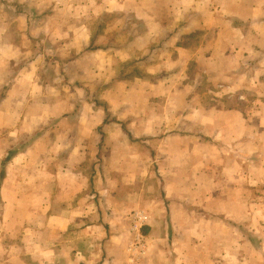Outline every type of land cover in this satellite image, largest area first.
Returning a JSON list of instances; mask_svg holds the SVG:
<instances>
[{
    "label": "crops",
    "instance_id": "obj_1",
    "mask_svg": "<svg viewBox=\"0 0 264 264\" xmlns=\"http://www.w3.org/2000/svg\"><path fill=\"white\" fill-rule=\"evenodd\" d=\"M94 4L121 6L165 31L167 52L210 56L214 107L196 110L197 130L183 113L172 125L179 130L152 143L159 191L142 189L154 174L141 170V127L126 122L141 92L119 93L118 105L102 96L78 118L65 96L56 111L43 92L44 70L64 59L46 61L63 53L61 33L77 35L64 23ZM89 58L59 67L82 71ZM189 64L177 63L182 72L170 80L183 95ZM0 167L3 264H262L264 0H0Z\"/></svg>",
    "mask_w": 264,
    "mask_h": 264
},
{
    "label": "rangeland",
    "instance_id": "obj_2",
    "mask_svg": "<svg viewBox=\"0 0 264 264\" xmlns=\"http://www.w3.org/2000/svg\"><path fill=\"white\" fill-rule=\"evenodd\" d=\"M48 12L52 11L48 10ZM84 13L85 15L81 16L82 20L76 19L75 15H72V20H66L63 27L77 28V35L69 36L68 30L59 34L63 53H58L59 55L56 56L50 55L46 61L49 64H56L57 62L50 59L61 56L64 58L61 65L66 68L69 60L90 55L87 60L88 65L82 71H79L77 67L63 71L58 63L54 69L50 70L47 67L44 72L49 80L44 82L43 92L53 94L52 104L56 111L59 110L56 107L61 106L62 103L59 97L65 96L68 100L66 110L69 108V103L70 108L76 110L71 113L75 118H78V111H81V115L87 112L85 110L90 109L88 103H96L95 108L103 105L102 96L112 102L116 100L117 103L114 102V104L118 105L120 103L118 99L121 98L119 93L141 92L143 94L141 108L137 116L134 115L133 110L125 112L126 115H129L128 117L133 118L130 121L126 119V122L130 126L135 127L134 125L137 123L136 125L141 127V134H136L138 135L137 140L142 144L141 170L142 173L154 174L153 177L141 182L142 189L148 192L159 191L162 189V185L160 179H157L155 175V172L158 173L157 165L151 161L152 157H156V151L153 148L155 144L152 143L155 138L159 139L164 133H175L179 130L176 125H172L178 124L177 127H180V116L183 113L184 116L190 118V131L197 130L194 119L196 110L201 107H214L217 90L208 81L209 70L206 69L210 56L208 54L201 56L202 54L195 52L189 54L178 51L167 52L166 49L168 51L171 49L166 46V32L155 33L157 31L147 28L149 22L133 19L131 16L133 13L123 11L121 6L87 5ZM67 22L70 24L67 25ZM80 28H84V30L79 31ZM141 30H145L142 32L145 33L144 36L140 35ZM168 39L172 40V37ZM149 48H152L151 52ZM185 61L190 63L184 74L190 81V88L183 87L187 92L190 89L191 95L189 93L183 95L180 92L182 87L180 82L173 84L170 81L171 78L173 81H177V76L182 72V68L181 65L179 67L176 65ZM90 62L91 65H89ZM77 77L78 79H75ZM197 80L200 83H197ZM151 83L153 84L150 85ZM196 92L199 93L200 100L194 95ZM72 93L79 95V99L74 103L70 100ZM115 96L119 97L115 98ZM232 103L231 100H228L225 105L230 106ZM63 116L68 115L55 117V124ZM173 117H175L174 123L169 126L168 120L170 121ZM119 124L125 125L124 121ZM130 169L133 172L134 166H130ZM1 170L2 167H0ZM260 233L250 232L253 239L259 238L258 234ZM133 234L131 230L128 244L132 241ZM132 245L134 243H130L129 247ZM255 249V254L258 251L261 252L262 246H256ZM3 263L0 262V264Z\"/></svg>",
    "mask_w": 264,
    "mask_h": 264
},
{
    "label": "trees",
    "instance_id": "obj_3",
    "mask_svg": "<svg viewBox=\"0 0 264 264\" xmlns=\"http://www.w3.org/2000/svg\"><path fill=\"white\" fill-rule=\"evenodd\" d=\"M11 157H12V154H11V155H9V156L7 157V159H6V161H5V162L9 161V160L11 159ZM1 173H2L1 175H3V174H4V171H2Z\"/></svg>",
    "mask_w": 264,
    "mask_h": 264
},
{
    "label": "built area",
    "instance_id": "obj_4",
    "mask_svg": "<svg viewBox=\"0 0 264 264\" xmlns=\"http://www.w3.org/2000/svg\"><path fill=\"white\" fill-rule=\"evenodd\" d=\"M139 220V217L137 218ZM134 247V245H132Z\"/></svg>",
    "mask_w": 264,
    "mask_h": 264
}]
</instances>
